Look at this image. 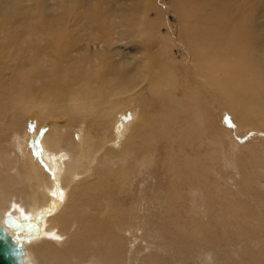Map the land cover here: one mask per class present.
Wrapping results in <instances>:
<instances>
[{
    "label": "bare ground",
    "instance_id": "bare-ground-1",
    "mask_svg": "<svg viewBox=\"0 0 264 264\" xmlns=\"http://www.w3.org/2000/svg\"><path fill=\"white\" fill-rule=\"evenodd\" d=\"M43 1L45 0H37L32 7H24L26 13L32 15L41 11L44 14V11L54 10L53 14L58 17L54 0L41 3ZM90 3L91 0L68 1L69 11L73 10V14L75 13L74 20L85 18L88 22L86 27L94 36L87 34L89 38L86 36L85 45L74 49V45L81 44L72 42L69 29H55L53 36L56 38L40 40V46L46 48L47 54L44 57L42 53H38L40 64L37 63V52L35 56L28 58L30 52L23 49L14 51L21 43L25 47L30 43L26 39L15 41L18 30L13 29V26L17 23L21 6L14 0H2L0 3V225L16 237L17 242L22 243L24 263L169 264L168 259L180 251L181 264H219L216 262V253H210L208 261L205 262L203 258L202 262L198 259L197 252L209 245L216 248L224 245L233 258L230 259L228 252L221 246L224 249V256L219 253L222 256L221 264H264L262 207L259 205L251 215L248 228L240 232L233 228L236 221L248 219L249 214L245 210L249 206L244 207L246 199L238 200L230 190L224 198L212 199L214 191L210 185L204 180L198 181L203 172H207L205 165L210 158L202 156L197 150L191 153L187 150L188 141L192 143L191 140L195 138L200 141L193 142V147L199 150L206 147L201 137H193L192 133L180 131L183 123L180 119L186 118V113L177 111L181 103L178 106L174 100L164 101L160 98V109L169 105L170 112L161 110L156 121L153 120L156 115L152 117L153 121L148 116L139 115L131 122L127 116H119L121 104L125 105L131 100L129 102H132L133 107L136 106V89L141 82H145L147 76L150 77L151 85L159 82L151 88V94L158 93L157 90L161 93L167 88L168 81L173 83L171 93L167 92L170 96L179 92L187 96L191 94L185 93L187 90L184 88L177 89L176 75L167 70V62L165 65L160 62L155 67L149 52L142 57V68L148 70L141 78L135 75L141 66L139 62L132 58L126 61L118 58L119 54L113 46L120 41L122 44L125 37L130 42L140 39L150 42L157 33L154 20L146 14L147 5H143L144 0H127V8L120 7L119 0H97L91 3V10L86 7L82 11ZM176 3L177 9L180 7L182 10L180 27L185 29V33L181 36L191 52L192 72L217 93L225 107L237 116L244 128L264 131V0H176ZM123 11L128 14L119 16ZM5 22L9 24L5 25ZM83 24L84 22L81 25ZM77 28L76 26V31ZM82 34L80 31V35ZM129 44L127 42V46ZM91 45L100 47H93L95 50H91ZM8 48H11V52L14 51L12 61H9L7 54L2 53H8ZM88 52L91 55L86 56L85 53ZM32 74V78H28ZM84 81L88 86H85ZM125 94L127 98H123ZM161 94L167 96L165 93ZM141 97L145 99L144 96ZM11 106L17 110L16 122H9L7 118L8 108ZM193 109L195 115L208 114L207 133L212 134L209 131L215 125L210 119V113L203 111L198 105ZM35 110L41 116L38 123L41 127L28 130L23 122ZM174 110L176 111L172 114ZM57 112L67 114L69 120L91 118L98 123L108 120L107 124L116 121L112 137H109L110 142L115 139L119 143L123 142L121 135L130 129V147L138 150V155L133 154L135 158L131 162L128 160L130 166L134 167L133 170L139 169L140 164H143V160L139 161L137 158L143 152L148 148H151L148 150L150 152L153 148L161 147V166L169 183L165 191L167 201H170V197L183 200L185 193L182 184L188 179L192 185L207 187L205 193L201 190L200 204L191 206V210L195 211L194 217L189 213L184 216L178 214V210H175L179 206H172L174 215L170 217L160 205L158 206L163 213L160 214L161 211L156 209L158 218L155 214L145 218L140 214L141 211L139 218L133 216L136 212L135 204L127 209L126 203L120 199L113 200L112 192L119 185L106 180L111 175V162L116 159L117 150L113 149V154L110 150L111 154H108L111 156L104 155L107 159L104 164L102 160H97V155L107 153L104 151L106 146L113 148L109 141L106 142V138L92 140L89 131H83L82 138L74 147L76 142H66L60 134L61 129L55 126L56 123L52 129L44 131L45 117ZM173 118L176 119L175 129L171 122ZM4 145L7 149L2 147ZM62 145L67 146V154L62 151ZM246 148L245 156L252 164L264 165V150L260 145L252 144ZM97 149L100 150L95 152ZM148 153L142 159L150 164L151 153ZM60 154L62 157H59ZM63 162H66V167H63ZM128 173L131 174V171ZM3 185L7 188L1 187ZM121 186L117 188L119 193L115 196L119 198L121 194L129 193L132 197L130 199L134 200L131 189L126 192ZM163 193H157L153 200L147 196L143 198L144 211L149 206L152 207L153 202L158 204ZM219 209L221 211L216 213ZM6 217L15 219L16 229H10L4 224ZM133 217L137 219L132 221ZM237 224L243 228L242 222ZM59 232L67 234L59 235ZM244 237L250 246L255 247V251L245 247L241 239ZM212 251L215 250L210 252ZM178 263L177 260L171 264Z\"/></svg>",
    "mask_w": 264,
    "mask_h": 264
},
{
    "label": "rangeland",
    "instance_id": "rangeland-1",
    "mask_svg": "<svg viewBox=\"0 0 264 264\" xmlns=\"http://www.w3.org/2000/svg\"><path fill=\"white\" fill-rule=\"evenodd\" d=\"M1 1L2 0H0V3H1ZM14 1L16 4L19 3V5L21 6V8L18 10L19 15H18L17 23H15V25L13 26V29L17 28V30L19 32V34L17 32V35L15 37L16 38L15 41H20V40H24V39H26L25 40L26 42L30 41L28 46L26 44V47H25V44H23L22 46H24V48H21L22 47L21 46L22 43H21L20 47L16 48L14 51H17V49H21V50L23 49L26 52H30L31 54L28 56V58L30 56H35V54L37 52L36 55H37V63L38 64H40L38 61V53H42L44 57L47 55V54H45L46 48L44 49L43 46L42 47L40 46V40H41V38H56V36H53V31L55 29H58V30H62V29L68 30L69 29L68 31H69V35L72 38V42L76 43L77 45L81 44V46L74 45V49H80L81 47H83L85 45V43L87 42V41H84L86 39V36H87V38H89L88 35L94 36V34H92L90 31H88V28L86 27V25H88V22H86L87 20L85 18H83L82 20L78 19V20H81V21L77 20L78 22L76 20H74L75 13L73 14V12H74L73 10L71 12L69 11V9H70V7L68 5L69 0H54V5H55V8L57 10L58 17L60 16V19L58 17H56V14H53L54 10L46 11V12L44 11V14L41 11L38 13H33L32 15L26 13L24 7H32L35 3H37V0H14ZM119 1H120V7L124 8L127 6V5H125V2L127 0H119ZM45 2H46V0L41 2V3H45ZM93 2L95 3V2H97V0L96 1L91 0V3H93ZM91 3H90V5L87 4L86 6H84L82 11L86 7H88L91 10ZM176 4H177L176 0H152V1L151 0H148V1L144 0L143 5L145 7L147 5L146 14L148 13L150 18H152V20H154V26L156 25V30H157L156 32L157 33L154 35V37L151 38L152 40L150 42L147 41V39L146 40L140 39L141 41L137 40V41L130 42L129 39L127 37H125L126 39L125 38L123 39L124 41H122L123 42L122 44L120 41L119 44L116 43L113 47L115 48L116 53L119 54L118 58H121V60L126 61L128 58H130V59L132 58L141 64V66L138 68V70L135 73V75L139 78L143 77L144 73H147L146 71L148 70V68H145V67L142 68L143 67L142 66V63H143L142 57L147 55L148 52H149L148 55L152 56L151 61H152V63H155V67H157L160 62H161V65H165V62H167V70L170 73L171 72L175 73V75H176V82H177L176 88L179 90L184 88L185 90H187V91H185V93H191L190 96L183 94V92H179L175 96H172V95L170 96L169 94H167V92L172 90V88H173V83L171 81H168L166 83L167 88H164L163 91L161 92V93L167 94V96L161 94L159 92V90H157L158 93L151 94V92H150L151 88L153 86L159 84V82H156V84L151 85V83L149 81L150 77L147 76L145 79V82L144 83L141 82V85L138 86V88L136 89V91L138 93L137 94L138 100H136L137 101L136 106L133 107L132 102H129L131 100H129L128 102L126 101L127 103L125 105L121 104V106H120L123 111L122 110H121V112L119 111V116H127L128 121L131 122L134 119H136V117L139 115L148 116V117H150L151 120L153 119L152 117H154L156 115V117L153 119L154 121H156L158 113L161 110L164 112H170V109L168 108L169 105L160 109V106H159L160 98L164 99V101L169 100V99L172 101L174 100V102L176 104H178V106L181 103V105L177 111L181 112V113H186V118L184 117V118L180 119V121L183 122L182 125L180 126V131L185 133V134L192 133L193 137L194 136L201 137L202 143L206 147V148H203L200 150L196 149L195 147H193V145H194L193 142H199L200 139L195 138V139L191 140L192 143H190L189 142L190 140L188 139L189 140L188 145L186 146L187 150L190 153L194 150H197L202 156H207L210 158L209 161H206V165H205V169H206L205 171H207L208 174H207V172H203V174L200 176V178H198V181L204 180L206 183H208L210 185V187L214 191V196L212 197V199L218 200V199L224 198L225 194L229 190L232 192V194H234V196L236 198H238V200H241L244 198L246 199L245 203H244V207L249 206L245 210L249 214L247 216L248 219L247 220L246 219L245 220H238L235 222V224L233 226V228L237 232H240L241 230H245L246 228H248L251 215L253 214V212H255L257 210V207L259 205L262 207V214H264V205H263L264 204V198H263L264 197V165H254L245 156L246 155L245 151L247 149L246 147L248 145L257 144V145H260L264 150V131L259 130L256 132L255 130H250V129L244 128L242 126V124L240 123V121L237 119V116L234 113H232L230 111V109L225 107V105L223 104L222 100L219 98L217 93L213 89H211L205 81L196 77L195 73L192 72L193 70H191L192 69V67H191V52H190V49L187 47V45L185 44V42L181 36L182 34L185 33V29L180 27L181 23H182V21H181L182 15H180L182 13V10H180V7H179V9H177L178 6ZM94 6H96L98 8L97 4H94ZM5 11H7V10L5 9ZM118 12H121V11H118ZM123 13L125 15L128 14V12L126 13L125 11H123L121 13L122 15L120 13L118 15L124 16ZM70 18H71V20H70ZM71 21H73V22H71ZM75 21H76V23H75ZM79 22H81V23L79 24ZM83 22H84V24L81 25ZM8 24H9V22H5V25H8ZM78 25L80 26V29H79ZM76 26L78 27L77 31H76ZM82 26L85 28L83 29ZM73 27H74V29H73ZM121 28H122V30L125 29L123 27H120V29ZM71 29H73L75 32H73V30H71ZM80 31H81V34L83 31H86V32H83V34L80 35ZM115 31H117V29H115ZM33 34L35 35V37ZM62 35H65V34H62ZM62 35H61V37H62ZM74 35H75V37H72ZM82 40H83V42H82ZM125 40L128 42V44L131 43V44H129L130 46L129 45L127 46V42ZM97 45H99V44H97ZM146 46L148 47L149 51L146 50ZM93 47H95V46L91 45V50ZM98 47H100V46H96L95 48H98ZM95 48H93V49L95 50ZM8 49H10V51L8 53H5V52H2V53L7 54L9 61H12L14 59V56H13L14 51L11 52V48H8ZM85 55L88 56V55H91V53L88 52V53H85ZM130 59H129V62H130ZM155 71H156L155 73L159 74V72H157V70H155ZM32 76H33V74L28 76V78H32ZM86 81H88V80H86ZM85 86H88V84L86 82H85ZM89 86H91V85H89ZM188 89L190 91H188ZM170 93H171V91H170ZM141 96H144L145 99ZM195 97H197V98H195ZM123 98H127V95L126 94L123 95ZM188 99H190V101H188ZM195 104L198 105L203 111L210 113V119L212 118L211 121L214 122V125H215V127L209 131V133H212V134L207 133L208 132V122H209L208 121V114L203 113L202 115H200V114L195 115V113H194L195 111L193 109L194 106H196ZM170 106H172V105H170ZM132 108H134V110ZM125 110L127 113L124 112ZM175 111L176 110H174L172 114H174ZM60 113L61 112H57V114H54L51 116H46L45 120H44L46 127L44 126L43 130L46 131V130L52 129L53 124L56 123L55 126H58V128L61 129L60 134L66 140V142H67V140H72L73 144L76 142L74 147L77 146V143H79V139L82 138V132L83 131H87V132L89 131L88 133L91 136L92 140L97 139V141H99L103 138H106V142H108L110 140V138L112 137V134H113L115 127H116V121H114L113 124L108 123L109 124L108 125L107 124L108 120L102 121L101 123L95 122L91 118H84V119L83 118H75V119L69 120L66 113H65L66 115L61 113L63 116ZM122 114H124V115H122ZM16 115H17V110L13 106L9 107L8 108V114H7V118H9V122H12V121L16 122V120H15L17 117ZM28 118H27L28 120L26 119L27 121L23 119L24 120L23 124H25V127L28 130L34 129L36 126L41 127L38 124V123H40L41 116L37 110H35L31 114H29ZM199 118H201L200 122L198 121ZM77 119H78V121H77ZM91 121H92V124H90ZM9 122H8V124H9ZM171 122H172L173 128L175 129L176 128V125H175L176 119L173 118L171 120ZM94 125L96 126V128H93V127H95ZM16 134H17V132H16ZM129 135H130V129L128 130V132L126 134L124 133V135H121V137H122L121 141H123V142L119 143L118 140H116V139H115V141L114 140H112L111 142L109 141L110 144L113 146V148H108L106 146L104 148V151L107 153H101L100 155H97L99 157L97 160L100 159V161L102 160V163L105 164V163H107V159L104 157V155L110 153V150H111L112 154L115 153L113 149L117 150L115 153V155L117 157L113 162H111L112 165L110 167V169H111V175L110 176H112V175L113 176L112 177L107 176L106 180L111 184L114 183L116 186L122 185L125 188L126 192H129L128 190L131 189L132 194L135 197L134 200H132V199H130V198H132L131 195H128L129 193L128 194L125 193V194H121V196H119V198H117V196H115L117 193H119L117 191L118 190L117 188H119V186H117V187H114V188H116L113 190L114 192L109 191L110 193L112 192L114 195V196L112 195L113 200L120 199L124 204L125 203L127 204V205L125 204L127 209L133 207L135 204L134 207L136 208V210H135L136 212H134L133 216H135V215L138 216L139 211H141L140 214L142 216H144L145 218L147 216L152 217L154 214H155L154 216L156 218H158L159 213L156 209L161 211L162 210V209H160V206H161V207H164V210L170 215V217H173L174 212H172V210H171L172 206H179L177 208L175 207L176 208L175 211L177 212V210H178V212H179L178 214L184 216L185 214L188 215V213H189V214L193 215V217H194L195 211L191 210V206L193 204H196V205L200 204L199 195L202 193V191L205 193L207 190V187H204V185H200V186L199 185H197V186L192 185L190 180L188 179L184 185L182 184L183 192L185 193L183 200L180 201V200H177L176 198L170 197V201H167L168 197L166 196L165 191H166L167 184L169 185V183H168V178L164 176L165 173H164V170L161 166V160H162V156H163L162 151H160V150H162L161 147L153 148L155 150L152 149L150 152L148 150H150L151 148H148L145 152H143V154L140 157L136 156L137 158H139V161L143 160L142 162L145 165H143L141 163L139 169L133 170L134 167L130 166L131 163H129V161L131 162L132 158H135V157H133V154L136 155L138 150L137 149L133 150L130 147L131 145H130V141H129V138H130ZM77 140H78V142H77ZM211 142H213L212 146L210 145ZM115 145H117V146L115 147ZM62 146H61L62 151L65 154H67L68 153L67 146L66 147H64V146L62 147ZM2 147L3 148L6 147L5 149H7L6 145H4ZM122 148H125V149L123 150ZM129 148H131V149H129ZM214 149H217L216 152H214ZM98 150H100V149L95 150V152ZM134 151H135V153H134ZM148 152L151 153L150 158L152 159V162L150 164H147L145 162L144 158L142 159V157H145ZM72 154H73V152H72ZM110 154H108V155H110ZM59 157H62L61 154L59 155ZM101 157L102 158L104 157V159H101ZM118 157H120L121 160L123 157V161H121ZM118 159H119V162L121 161L120 163L118 162ZM115 161H117L118 163H115ZM126 163H127V165H126ZM113 164H114V166H113ZM66 166H67L66 162H63V167H66ZM115 167H117V168H115ZM128 168H130V169H128ZM127 169H128V171H125ZM114 170H115V172H114ZM130 171H131V174L128 173ZM115 173L117 176L114 175ZM125 173H127V174L125 175ZM140 174H141V176H140ZM118 175H121V177L120 176L118 177ZM128 175L131 177V179ZM122 176H123L124 182H126V183L123 182ZM114 177H115V179H114ZM116 177H118V179H120V181H118V179ZM166 179H167V181H166ZM130 182H131V184H130ZM160 183H162V184H160ZM127 184H129V185L127 186ZM131 185H132V187H129ZM160 185H162L164 187V189ZM1 187L7 188L6 185H3ZM162 191L164 193L161 196L162 197L161 201L158 204L153 202V204H152L153 206L152 207L149 206L144 211L142 202L144 201L145 197L147 196V198H151V200H153L156 197L157 193H160V192L162 193ZM251 195H253V196H251ZM127 197H129L128 198L129 200L127 199ZM139 197H141V198H139ZM247 197H249L250 199ZM130 202H131V204H130ZM137 204H138V206L139 205H141V206L138 207V206H136ZM158 205H160V206H158ZM146 210L147 211L149 210L148 212H150V211L152 212L154 210L153 211L154 213L153 212L148 213ZM220 211H221V209L216 211V213H219ZM162 213H163V211L160 212V214H162ZM150 214H152V215H150ZM134 218L137 219V217H133L132 221H134ZM138 218H139V216H138ZM238 222H242L243 228H240V226L237 224ZM60 234L61 233L59 232V235ZM66 234H61V235H66ZM241 239H242L245 247L251 248L252 251H255V247L250 246L248 240L245 237L241 238ZM221 246L216 248V247H213L212 245H209L205 249L202 248V249H204V251L206 250V252H204L202 249H201L202 251L199 250L197 252L198 259L200 258L201 260L200 259L199 260L202 261V259L204 258L205 262H207L208 259L210 258V256L213 254L215 255V253H216V255H218V256H216V262L218 261L217 263L221 264V261H222L221 255L224 256L223 250L227 249L226 246H225V248L223 247L224 245L222 246L224 249H222ZM207 249H209V251ZM212 249L215 251L210 252ZM226 251L228 252L229 250H226ZM199 252H200V254H199ZM201 252L203 254H201ZM229 252H228V255H229L230 259H232L233 256H232V254H230L231 252L230 253ZM206 253H208V254H206ZM210 253H211V255H210ZM199 255L200 256L202 255V257H199ZM217 257H220V258H217ZM177 260L179 261L178 264H181L180 263L181 262L180 251H177L176 253H174L172 255V257L170 258V260L168 259L169 264H171L173 261H177ZM202 264H206V263L203 262Z\"/></svg>",
    "mask_w": 264,
    "mask_h": 264
},
{
    "label": "water",
    "instance_id": "water-1",
    "mask_svg": "<svg viewBox=\"0 0 264 264\" xmlns=\"http://www.w3.org/2000/svg\"><path fill=\"white\" fill-rule=\"evenodd\" d=\"M4 224L10 229H16V221L13 217H6ZM24 249L16 237L10 235L0 225V264H25L23 261Z\"/></svg>",
    "mask_w": 264,
    "mask_h": 264
}]
</instances>
